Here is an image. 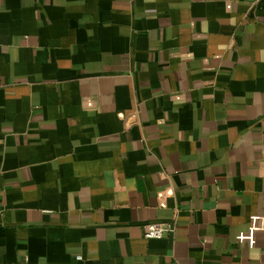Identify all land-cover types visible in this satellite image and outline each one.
Masks as SVG:
<instances>
[{
	"label": "crops",
	"instance_id": "crops-1",
	"mask_svg": "<svg viewBox=\"0 0 264 264\" xmlns=\"http://www.w3.org/2000/svg\"><path fill=\"white\" fill-rule=\"evenodd\" d=\"M263 213L264 0H0V264H264Z\"/></svg>",
	"mask_w": 264,
	"mask_h": 264
},
{
	"label": "built area",
	"instance_id": "built-area-1",
	"mask_svg": "<svg viewBox=\"0 0 264 264\" xmlns=\"http://www.w3.org/2000/svg\"><path fill=\"white\" fill-rule=\"evenodd\" d=\"M170 231L169 228L164 226L149 225L145 235L148 239H161ZM257 232H264V213L252 216L247 233L239 234L237 240L239 242H248L250 247H253L256 242L255 235Z\"/></svg>",
	"mask_w": 264,
	"mask_h": 264
}]
</instances>
